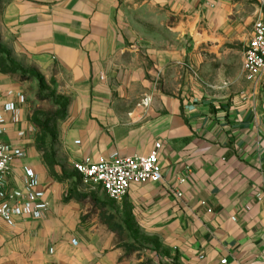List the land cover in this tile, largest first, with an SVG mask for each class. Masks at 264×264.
<instances>
[{
    "label": "crops",
    "instance_id": "crops-1",
    "mask_svg": "<svg viewBox=\"0 0 264 264\" xmlns=\"http://www.w3.org/2000/svg\"><path fill=\"white\" fill-rule=\"evenodd\" d=\"M231 1L0 0L3 53L67 102L51 160L27 81L0 66L1 139L25 153L0 203L25 194L27 172L48 203L38 218L0 217V264H139L102 237L113 213L152 234L167 262L264 264V70L247 80L245 51L229 64ZM157 143L162 179L132 184L116 209L74 169Z\"/></svg>",
    "mask_w": 264,
    "mask_h": 264
},
{
    "label": "built area",
    "instance_id": "built-area-1",
    "mask_svg": "<svg viewBox=\"0 0 264 264\" xmlns=\"http://www.w3.org/2000/svg\"><path fill=\"white\" fill-rule=\"evenodd\" d=\"M252 1L258 5L260 15L253 24L252 36L243 60V71L246 79L250 81L256 80L264 70V0ZM20 101L23 104L25 98L21 96ZM10 108L13 111L17 110L15 105ZM2 133L3 128L0 122V188L6 184L12 162L25 155L22 150H13L6 145L1 139ZM160 147L161 143H157L156 148L147 155L116 154L108 158H84L74 163V169L86 183L100 185L110 198L120 201L128 194L132 184L157 183L162 179L158 153ZM23 181L25 194L11 196L10 202L0 203V217L4 221L9 222L16 217L38 218L48 210V203L40 200L36 191L38 176L27 172ZM226 262V259L222 260V263Z\"/></svg>",
    "mask_w": 264,
    "mask_h": 264
},
{
    "label": "rangeland",
    "instance_id": "rangeland-1",
    "mask_svg": "<svg viewBox=\"0 0 264 264\" xmlns=\"http://www.w3.org/2000/svg\"><path fill=\"white\" fill-rule=\"evenodd\" d=\"M234 1L239 2L235 4ZM245 5L246 10L242 13L238 9ZM225 13L229 16L228 22L231 25L226 27L225 31L235 32V39L229 43L226 48L230 49L234 56L230 58L229 64L237 63V53L245 51L249 41L252 26L258 16V9L254 2L250 0H232L228 6L225 7ZM251 17V19H250ZM0 66L3 67L4 72H16L22 81H27V89L29 91V101L32 107V119L34 125L38 129V136L36 142L38 147L46 154V156L53 160L55 155V143L58 138V122L64 115L63 101L59 99L57 94L52 93L53 88L46 85L41 88L38 79L31 72V69H24L19 64L10 60L7 54L0 52ZM228 73V71H227ZM232 74V71H230ZM103 193V197L108 199L107 194ZM111 199V198H109ZM111 207L115 209L116 200L111 199ZM107 220V219H106ZM108 230L101 232L102 237H106L113 245L123 247L128 256L138 258L139 264H177L167 262L161 255L157 246L154 244V237L150 233L141 230L137 224L132 221L131 217L126 218L119 213H113L110 222L107 221ZM158 251V252H156Z\"/></svg>",
    "mask_w": 264,
    "mask_h": 264
},
{
    "label": "trees",
    "instance_id": "trees-1",
    "mask_svg": "<svg viewBox=\"0 0 264 264\" xmlns=\"http://www.w3.org/2000/svg\"><path fill=\"white\" fill-rule=\"evenodd\" d=\"M0 51H4V50L2 49L1 46H0ZM31 72H32V73L35 75V77L38 79V81H39V85H40L41 88H43V87H45V86L47 85L46 82H45V80H44V77H43L40 73L36 72V71L33 70V69H31ZM52 93L56 94L55 89L52 90ZM57 96H58V95H57ZM58 97H59V99H61V100L63 101V108L65 109V108H66V105H67L66 100H65L63 97H61V96H58Z\"/></svg>",
    "mask_w": 264,
    "mask_h": 264
}]
</instances>
